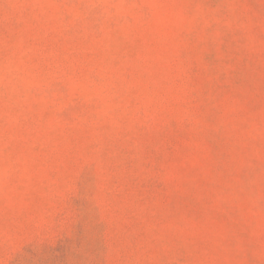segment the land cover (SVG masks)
Masks as SVG:
<instances>
[{
	"label": "rangeland",
	"instance_id": "374dc122",
	"mask_svg": "<svg viewBox=\"0 0 264 264\" xmlns=\"http://www.w3.org/2000/svg\"><path fill=\"white\" fill-rule=\"evenodd\" d=\"M0 264H264V0H0Z\"/></svg>",
	"mask_w": 264,
	"mask_h": 264
}]
</instances>
